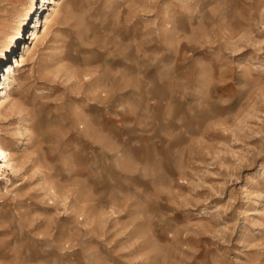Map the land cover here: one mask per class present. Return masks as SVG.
Here are the masks:
<instances>
[{"label": "rangeland", "instance_id": "374dc122", "mask_svg": "<svg viewBox=\"0 0 264 264\" xmlns=\"http://www.w3.org/2000/svg\"><path fill=\"white\" fill-rule=\"evenodd\" d=\"M2 89L0 264H264V0H0Z\"/></svg>", "mask_w": 264, "mask_h": 264}, {"label": "bare ground", "instance_id": "6f19581e", "mask_svg": "<svg viewBox=\"0 0 264 264\" xmlns=\"http://www.w3.org/2000/svg\"><path fill=\"white\" fill-rule=\"evenodd\" d=\"M54 2L51 1L50 5H56ZM50 23H51L50 19L46 18L44 27L47 28V26H49ZM32 38H33L32 40L34 42L38 41L40 39L38 33H35V34L33 33ZM27 52H30V50ZM6 69H7L6 74L9 75L11 73V69L8 70L7 67H6ZM0 91L3 92V89ZM3 100H4L3 97H0V110H2V114L6 111L5 110L6 107H5V103H4L5 101H3ZM0 156L3 159L2 161H0V177L3 176L5 170H7V169H10L11 171H15L16 165L13 164L15 161L12 162V159H10V154L6 151L4 152L3 150H0Z\"/></svg>", "mask_w": 264, "mask_h": 264}]
</instances>
